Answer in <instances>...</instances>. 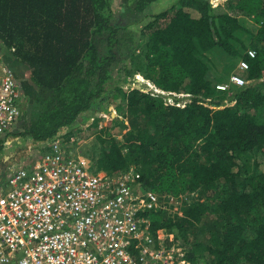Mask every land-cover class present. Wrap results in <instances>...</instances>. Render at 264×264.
I'll use <instances>...</instances> for the list:
<instances>
[{
    "label": "trees",
    "instance_id": "trees-1",
    "mask_svg": "<svg viewBox=\"0 0 264 264\" xmlns=\"http://www.w3.org/2000/svg\"><path fill=\"white\" fill-rule=\"evenodd\" d=\"M121 1L142 11L154 0ZM117 16L112 0H0V51L32 87L23 129L7 134L44 143L74 132L113 90L117 114L83 155L97 175L138 165V188L161 196L144 210L155 246L160 234L178 242L182 264H264V0H173L146 14L142 48ZM130 51L117 70L154 86L127 85V76L109 85ZM240 59L248 67L236 73L247 82L219 88ZM179 94L188 100L177 104ZM115 126L127 129L123 139ZM164 195L183 204L172 208Z\"/></svg>",
    "mask_w": 264,
    "mask_h": 264
},
{
    "label": "built area",
    "instance_id": "built-area-1",
    "mask_svg": "<svg viewBox=\"0 0 264 264\" xmlns=\"http://www.w3.org/2000/svg\"><path fill=\"white\" fill-rule=\"evenodd\" d=\"M232 80L247 82L238 73ZM22 96L0 51V137L21 116ZM62 132L40 143L37 156L11 171L6 184L0 179V264H173L183 257L161 234L155 246L144 210L159 206L161 196L141 191L132 172L93 173L76 136Z\"/></svg>",
    "mask_w": 264,
    "mask_h": 264
},
{
    "label": "rangeland",
    "instance_id": "rangeland-1",
    "mask_svg": "<svg viewBox=\"0 0 264 264\" xmlns=\"http://www.w3.org/2000/svg\"><path fill=\"white\" fill-rule=\"evenodd\" d=\"M113 1V5L115 7L116 10V16L117 19H119V22L123 25H128L130 30H125L126 33H132V40H131V46H138V47H143L145 45V43L142 41V38L139 34V32H137L138 30H140V28L142 27V25L144 24L145 18H146V14L149 13H154L157 11H161L167 7H169L171 5V3L173 2V0H154L153 2L149 3L148 6H146V8L142 11H137L135 9L133 10H129V7H121L122 5V1L121 0H112ZM222 1V0H221ZM194 14L197 15L199 14L196 10H193ZM129 39H126V41H128ZM131 55V51L125 55H122V57L120 58V63H118L117 65H115L114 70H113V78L111 80H109V85H112L117 83L119 80H123L125 78V76L129 77V81L126 83L127 85L129 84H133V85H140V86H144V87H152L154 85L151 84V82L149 80H147L144 75H142L139 71L134 72V74H127L125 73L124 70H122L121 72H119L117 69L118 67L123 68L125 63H129L130 62V57ZM242 59L237 61L236 66L231 70V74L229 75V78L226 81H221V83L226 85V90H229V93L232 92V89L230 88L233 85H240L235 83L232 80V74L238 72V66L240 65V61ZM224 61H221L219 68L221 69L223 67V63ZM18 79L22 85V98L21 100V106H22V113L24 112L23 108H25V94H27V96L29 97V94L32 91V87L30 84V81L28 78H21L18 75ZM159 90V89H158ZM106 94L108 96H106L105 98H103L102 100H104V102H100L99 108L100 110L95 112L94 110H88L86 112V115H91L87 121L84 119V117H79L78 120H76L73 125L71 126L72 128H75L76 131L72 132L71 130L73 129H69V128H65L63 130L62 133H64L65 136H71V135H75L76 136V140H78V149L80 151V153H84L85 150H87L91 145L93 146L94 142L97 141V136L96 133L98 131V129H100V124H111V121L109 120L111 118V116H115L117 114V110H116V105L118 104V97H116L114 94V91L111 89H108ZM26 96V97H27ZM178 97H180V100H175V102L177 104L179 103H183L186 100H188V96L189 95H185V94H179L177 95ZM174 100L172 97L171 99L169 98L168 101H172ZM100 101V100H99ZM22 115V114H21ZM97 116H102L99 120L98 123L99 125H93L91 122H94V118H97ZM24 121L23 117H19L18 121L16 122L14 128L11 130L14 131L15 129H23V125L22 122ZM24 123V122H23ZM91 123V126H90ZM96 123V121H95ZM119 127L115 126V127H111V130L117 134L116 136L123 139V132H125V128L123 129L122 132L118 133ZM69 130V131H68ZM71 132V133H68ZM6 140H5V147L3 149V158L1 161V165H0V169H2L1 171V175H0V179L1 180H5V184L7 183V176L10 174L11 171H13L14 169L18 168L21 166L22 162L24 160H26V156H25V152L26 150H29V154L32 155V157H36L38 154V149L40 148V142L33 140L32 138H24V136L22 135H9L6 134ZM42 148V146H41ZM40 148V149H41ZM87 158V157H86ZM9 159V161L7 162V160ZM29 159V156L28 158ZM87 160L89 161V169L91 171H96L94 170L92 167V160L90 158H87ZM122 171H127V172H132L134 175L139 176L141 174V171L139 170L138 165H133L130 168H126V169H121L120 171H112V172H106L104 170H98L97 172L99 174H105V173H110L112 174L114 177H116L114 174H118V172H122ZM140 189V188H139ZM144 189V188H143ZM192 192V193H191ZM189 196V199L192 200L194 196V191H190L189 193H187ZM181 197L179 196H175V197H166V195L163 196L162 198V202L163 201H169V202H173V207L174 208V204L176 205H182L183 201L180 199ZM164 203V202H163ZM172 238L173 234H171ZM175 246V250L180 251V252H184L185 249L178 243V242H174L173 243ZM183 258H179L178 260H174L173 264H182L183 262Z\"/></svg>",
    "mask_w": 264,
    "mask_h": 264
},
{
    "label": "crops",
    "instance_id": "crops-1",
    "mask_svg": "<svg viewBox=\"0 0 264 264\" xmlns=\"http://www.w3.org/2000/svg\"><path fill=\"white\" fill-rule=\"evenodd\" d=\"M26 154H25V156L28 158V156H29V159L30 158H32V155L31 154H29V150H26V152H25ZM26 158V160H24L23 162H22V164L23 163H26L29 159H27ZM9 161V159L7 160V162ZM1 171H2V169H0V175H1Z\"/></svg>",
    "mask_w": 264,
    "mask_h": 264
},
{
    "label": "flooded vegetation",
    "instance_id": "flooded-vegetation-1",
    "mask_svg": "<svg viewBox=\"0 0 264 264\" xmlns=\"http://www.w3.org/2000/svg\"><path fill=\"white\" fill-rule=\"evenodd\" d=\"M5 56V55H4ZM15 73H16V75H17V77H18V74H17V72L15 71Z\"/></svg>",
    "mask_w": 264,
    "mask_h": 264
},
{
    "label": "water",
    "instance_id": "water-1",
    "mask_svg": "<svg viewBox=\"0 0 264 264\" xmlns=\"http://www.w3.org/2000/svg\"><path fill=\"white\" fill-rule=\"evenodd\" d=\"M138 86H140V85H138ZM1 165V164H0Z\"/></svg>",
    "mask_w": 264,
    "mask_h": 264
}]
</instances>
